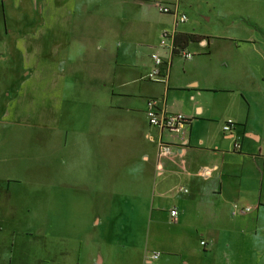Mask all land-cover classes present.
I'll return each mask as SVG.
<instances>
[{"label":"crops","instance_id":"0c3cea01","mask_svg":"<svg viewBox=\"0 0 264 264\" xmlns=\"http://www.w3.org/2000/svg\"><path fill=\"white\" fill-rule=\"evenodd\" d=\"M217 2L214 13L209 1L198 11L196 0H0V49H9L23 70L0 117L1 200L11 205L7 183L23 184L32 171V154L19 155L17 146L40 142L42 184L28 192H39L51 208L47 199L62 196L64 187L95 193L93 203L97 193H108L111 205L134 203L146 209L144 218L188 229L223 257L221 264H264V0ZM182 15L187 22H179ZM199 20L210 25L202 28ZM186 35L203 39L188 43L192 59L174 54V37ZM154 52L164 59L161 82L147 79ZM151 100L191 118L187 148L150 125ZM229 121L234 126L225 132ZM161 143L173 147L171 155L159 156ZM204 168L214 169L210 178L200 176ZM236 203L253 211L234 217ZM55 212L61 223L59 206ZM50 217L43 219L42 236L50 234ZM150 233L154 240L157 227ZM183 240L152 250L148 244L140 264H150L157 252L158 264H191ZM85 254L80 247L62 249L57 260L90 264Z\"/></svg>","mask_w":264,"mask_h":264},{"label":"rangeland","instance_id":"374dc122","mask_svg":"<svg viewBox=\"0 0 264 264\" xmlns=\"http://www.w3.org/2000/svg\"><path fill=\"white\" fill-rule=\"evenodd\" d=\"M196 1L199 3L200 10L198 11L207 9L204 5L205 1L207 3L209 1L214 13L217 11V0ZM198 25L204 28L210 23L206 24L205 21L199 20ZM0 52L3 54L0 55L1 117L4 100L9 93L8 89L11 87V83L21 79L23 70L20 63L15 64L19 59L16 60L14 56H10L9 49H0ZM24 134L23 132L16 133L20 137ZM38 135L41 134L38 133ZM16 150L19 155H24V151H30L32 154V171L27 175V179L23 184L17 182L7 183L15 196L13 203H11L9 197L6 200L11 205L5 204L0 197V208L3 215L0 218V226L3 228V231L0 232V264H60L57 260L58 250L79 247L86 253L84 255L86 259L92 256L90 264H94V262L92 263L93 258L110 260L109 263L105 264H140L142 257L145 258L146 256L145 251L148 244L150 250L158 244L169 247V244L176 243L177 238H184L183 251H189V254L192 255L191 264H221L223 257L206 250L207 248L200 244L199 239L189 237L188 229L179 228L170 219H165L159 224L153 222L150 217L144 218L146 209L138 207L134 203L133 205L132 203L126 205L124 202L115 200L111 205L108 193L106 195L103 193L101 196L97 193L96 202L93 203L92 196L95 193L91 194L85 191L76 193L70 190V187H64L69 189L62 192V196L59 197V193L57 195L54 192L53 195H50L52 199H47V203L54 205L55 208L59 206L61 223H58L56 215H54L56 214L55 208L44 204L39 192H28V190L35 189L42 184L43 173L39 167V155L43 151L40 142L27 144L26 146L18 145ZM19 157H16V159ZM12 165V167H15L17 162L15 161ZM48 182H51V180L49 179ZM0 185L6 186V183L0 181ZM165 204H168V202H165ZM11 206L15 210V219L9 217L12 211H8V209ZM28 209H30L29 212ZM49 214L51 216L49 219L51 223L48 226L50 234L42 236L43 219ZM163 215H169V211L167 213L163 212ZM95 216L100 219L96 223V228L93 227ZM156 216H158L157 212ZM153 227H157L159 233L154 240L153 235L150 233ZM53 232H57L58 236L56 237V233H54V237H52ZM182 233L186 234L183 236L177 235ZM59 235L65 241L63 246ZM79 235H81V244H79L78 237H76ZM12 245H23L25 250L20 251L17 247L12 248ZM172 247L174 248L175 245ZM48 259L49 261H47ZM43 261L47 263H43ZM83 261L81 264H84ZM158 261L155 264H158ZM177 262L179 263L180 259Z\"/></svg>","mask_w":264,"mask_h":264},{"label":"built area","instance_id":"2783aa9c","mask_svg":"<svg viewBox=\"0 0 264 264\" xmlns=\"http://www.w3.org/2000/svg\"><path fill=\"white\" fill-rule=\"evenodd\" d=\"M171 7L168 6H160V11L162 13L171 14L173 11ZM188 21V17L186 15H182L179 18L180 23H185ZM162 47L167 46V41L162 40L161 43ZM182 55L186 57L187 59H192L193 55L191 53L183 52ZM152 61L154 64L153 70L150 72V74L147 76L148 80H152L155 82H161L164 80V59L163 57L158 54L157 52L153 53ZM159 100H151L148 103V110H147V118L152 127H155L159 129L160 131L164 132H170L175 134V136L179 139V143L183 148H187L190 144L189 139V125L191 123V118L186 116L182 113H168L164 110H160L159 108ZM234 126L233 121H229L225 127V132H230L232 130V127ZM242 146L240 143H236L234 145V150L236 152L240 151ZM173 152V147L168 144L161 143L159 146V156L161 158L167 157L171 155ZM214 169L204 168L200 172V176L202 178H210L213 174ZM253 211V207L248 205H241V204H234L232 207V215L234 217L239 216H246L249 215ZM179 215L177 210L171 211L172 218H177ZM202 246H206L207 243L205 241L201 242ZM161 253L157 252L155 253L151 261H149L150 264L155 263L161 258Z\"/></svg>","mask_w":264,"mask_h":264},{"label":"trees","instance_id":"16d2710c","mask_svg":"<svg viewBox=\"0 0 264 264\" xmlns=\"http://www.w3.org/2000/svg\"><path fill=\"white\" fill-rule=\"evenodd\" d=\"M202 37L196 35H186V36H175L174 37V54H180L186 51L188 43L200 42Z\"/></svg>","mask_w":264,"mask_h":264}]
</instances>
